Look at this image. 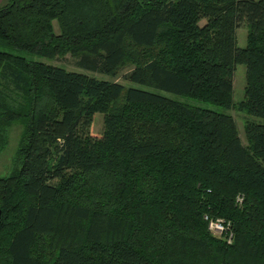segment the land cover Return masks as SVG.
I'll return each mask as SVG.
<instances>
[{"label":"trees","instance_id":"obj_1","mask_svg":"<svg viewBox=\"0 0 264 264\" xmlns=\"http://www.w3.org/2000/svg\"><path fill=\"white\" fill-rule=\"evenodd\" d=\"M67 55L152 91L34 60ZM231 110L264 120V0H7L0 127L22 132L0 264H264V125L244 122L243 144Z\"/></svg>","mask_w":264,"mask_h":264},{"label":"rangeland","instance_id":"obj_2","mask_svg":"<svg viewBox=\"0 0 264 264\" xmlns=\"http://www.w3.org/2000/svg\"><path fill=\"white\" fill-rule=\"evenodd\" d=\"M203 24H204V22L202 21L200 23V25H203ZM236 39H237V46L239 48H243L246 45V27H245V25H241L236 30ZM10 52L15 53V54H19V55H23L22 53H19V52L13 51V50ZM34 60L41 61L45 64L60 66V67H63L66 70L71 71V72L83 73V74H86L88 76L95 77L96 79H99V80L113 81V82L122 84L126 87H133V88H137V89L150 90V89H147L143 86L134 85V84H131L128 82L126 83L123 81L124 74H126L129 71L128 67L124 68L120 72V74L117 76V78L110 79L109 77L101 75V74L90 73L87 71L80 70L75 65L76 60L73 59L69 55L65 56L64 59H55L53 61H48L45 59H38V58L37 59L34 58ZM244 85H245V67L243 65H238L236 67L234 77H233V91H234L233 92V102L235 104H237L243 100ZM150 91H152V90H150ZM3 95L5 96L7 102L12 103V104L6 103L7 106L8 105L14 106V105L18 104L17 98H15L16 96L10 95L7 92H5V94H3ZM164 95L168 96L170 98H173V99H177V100H183L184 99V98L181 99L179 97L169 95V94H164ZM188 101H190V100H188ZM190 103H192L193 105H197L200 107H207V108L213 109L217 112L224 113V110L219 108V107L211 106V105L204 104L201 102H196V101H190ZM229 114L233 117L234 121L236 122V125H237L238 130H239L240 138H241V141L243 144H245V140H244V136H243V124H244V122L252 121V122H255L257 124L264 125L263 119L249 117L245 113L237 112L236 110H231L229 112ZM102 129H103L102 115L96 114L92 128H91V131L95 134H100L102 132ZM21 132H22V126L17 124V123L11 124L9 126L7 125V126L0 127V176L8 175L10 173V170H12L13 166L15 165L14 160H15L16 150H17V146H18V142L20 139ZM17 168H18V166H17ZM224 235H227V237H228L229 230Z\"/></svg>","mask_w":264,"mask_h":264},{"label":"built area","instance_id":"obj_3","mask_svg":"<svg viewBox=\"0 0 264 264\" xmlns=\"http://www.w3.org/2000/svg\"><path fill=\"white\" fill-rule=\"evenodd\" d=\"M205 220L207 221L208 230L213 235L221 236L226 234L228 230H230L228 224H225L224 221L220 219L213 220V219H208V217H205ZM227 239H231V233H229Z\"/></svg>","mask_w":264,"mask_h":264},{"label":"crops","instance_id":"obj_4","mask_svg":"<svg viewBox=\"0 0 264 264\" xmlns=\"http://www.w3.org/2000/svg\"><path fill=\"white\" fill-rule=\"evenodd\" d=\"M7 2V0H0V6L4 5Z\"/></svg>","mask_w":264,"mask_h":264}]
</instances>
